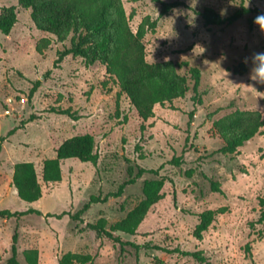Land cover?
<instances>
[{
  "label": "rangeland",
  "instance_id": "374dc122",
  "mask_svg": "<svg viewBox=\"0 0 264 264\" xmlns=\"http://www.w3.org/2000/svg\"><path fill=\"white\" fill-rule=\"evenodd\" d=\"M121 2L133 32L146 16L157 20L142 40L145 60L173 62L190 84L184 97L155 105L146 121L99 62L87 66L84 58L67 56L55 65L71 33L61 42L38 30L18 0H0V13L11 6L17 12L9 34L0 32V210L40 212L0 218V264H9L16 227L20 264L28 249H37L38 264H59L68 252L90 256L91 264H264V127L232 155L219 152L223 142L213 129L235 110L264 117V83L250 78L252 54L264 53V33L253 23L256 13L229 26L205 24L199 15L209 9L222 19L241 6L264 12V0ZM172 2L183 5L160 16L162 3ZM41 40L48 45L38 52ZM241 63L246 72L237 75L233 67ZM191 68L200 71L197 94ZM52 108L70 109L79 119ZM83 134L95 140L94 162L61 161V181L43 182V161L54 159L63 141ZM19 162L35 166L42 189L36 202L20 200L12 186ZM139 168L157 173L135 178ZM158 178L164 179L162 198L135 234L115 233L131 245L121 248L88 226L104 219L109 228L142 199L143 182ZM106 196L73 219L90 198ZM207 210L221 211L198 240L197 215Z\"/></svg>",
  "mask_w": 264,
  "mask_h": 264
},
{
  "label": "trees",
  "instance_id": "16d2710c",
  "mask_svg": "<svg viewBox=\"0 0 264 264\" xmlns=\"http://www.w3.org/2000/svg\"><path fill=\"white\" fill-rule=\"evenodd\" d=\"M18 5L23 9H30V18L38 30L54 35L61 42L66 40L69 33L72 34L69 46L57 53L55 65L67 56L84 58L87 66L96 61L99 62L105 67L106 73L116 81L120 91L126 95L138 117L143 121L153 117L155 105H164L182 98L190 89L186 76L178 73L176 64L173 62L148 63L145 60L142 40L148 31L156 29L157 20H151L146 16L133 32L121 0H18ZM181 5L183 4L180 2L162 3L160 16L166 15ZM251 13L258 15L264 12L241 6L233 14L222 19L209 9L203 10L199 15L205 24L216 23L229 26ZM16 21L15 6L1 8L0 32L3 35L9 34ZM251 27L252 21L249 20V28ZM47 45V40H41L37 46L38 52L46 49ZM90 52L95 54L93 59L88 58ZM233 72L237 75L245 74V64L241 63L233 67ZM189 74L193 82L192 90L197 94L200 71L197 68H191ZM51 111L72 120L79 119V116L72 113L70 109L52 108ZM263 127L264 117L259 111L235 110L221 117L213 123L214 131L223 142L219 152L223 155L236 153L238 148L260 133ZM55 153L54 159L43 161L41 180L45 183L61 181V161L77 159L83 163L94 162L95 140L90 134L77 135L63 141ZM173 163L179 164V159L173 160ZM145 173L156 174L157 171L139 168L135 178H140ZM133 182L134 179L121 184L117 192L111 196H119L124 187ZM12 186L18 198L24 202L33 203L41 198L42 189L32 162H19L14 165ZM163 186V178L145 180L141 188L142 199L122 219L110 225L109 228H106L107 223L104 219H99L95 224H88V226L98 235L119 244L121 248L131 245L123 242L115 233L135 234L150 208L162 198ZM213 187L218 191L216 184L213 183ZM106 199L107 196L102 200L90 198L73 216V219L78 220L91 204L106 201ZM220 211L207 210L198 214V223L194 228L193 237L200 240ZM26 214L40 215V212L33 209L24 212L0 210L2 219H18ZM261 220H264V210ZM18 237L16 227L11 239L9 264H20L16 258ZM192 255L197 256V254ZM23 258L26 264H38L37 249L23 251ZM74 263L91 264V257L68 252L59 261V264Z\"/></svg>",
  "mask_w": 264,
  "mask_h": 264
},
{
  "label": "clouds",
  "instance_id": "9594fccd",
  "mask_svg": "<svg viewBox=\"0 0 264 264\" xmlns=\"http://www.w3.org/2000/svg\"><path fill=\"white\" fill-rule=\"evenodd\" d=\"M253 23L258 25L260 31L264 33V13L258 14L254 18ZM248 60L249 58L246 57L244 62L247 63ZM251 62L253 68L251 70L252 74L250 78L256 80L258 83H264V53H253L251 56Z\"/></svg>",
  "mask_w": 264,
  "mask_h": 264
}]
</instances>
